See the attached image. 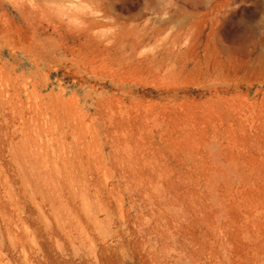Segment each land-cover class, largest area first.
Returning <instances> with one entry per match:
<instances>
[{
    "label": "rangeland",
    "instance_id": "obj_1",
    "mask_svg": "<svg viewBox=\"0 0 264 264\" xmlns=\"http://www.w3.org/2000/svg\"><path fill=\"white\" fill-rule=\"evenodd\" d=\"M0 264H264V0H0Z\"/></svg>",
    "mask_w": 264,
    "mask_h": 264
}]
</instances>
